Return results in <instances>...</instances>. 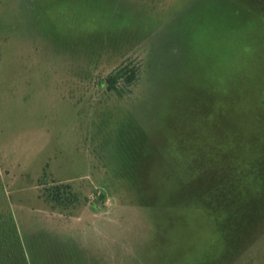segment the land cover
Returning a JSON list of instances; mask_svg holds the SVG:
<instances>
[{
    "label": "rangeland",
    "instance_id": "obj_1",
    "mask_svg": "<svg viewBox=\"0 0 264 264\" xmlns=\"http://www.w3.org/2000/svg\"><path fill=\"white\" fill-rule=\"evenodd\" d=\"M15 232L28 264H264V0H0Z\"/></svg>",
    "mask_w": 264,
    "mask_h": 264
},
{
    "label": "trees",
    "instance_id": "obj_2",
    "mask_svg": "<svg viewBox=\"0 0 264 264\" xmlns=\"http://www.w3.org/2000/svg\"><path fill=\"white\" fill-rule=\"evenodd\" d=\"M138 78V70L136 68L121 67L113 74L109 75L106 80V86L109 91H114L119 96H122L123 87H128L133 85ZM122 81V86L119 85ZM68 186H58L52 193V198L54 200H60L62 198V193L66 191L65 189ZM13 238H7L0 244L3 247L6 253L0 252V264H28L26 260L25 252L22 248L20 239L17 236V233H13ZM8 246H16L15 249L6 250Z\"/></svg>",
    "mask_w": 264,
    "mask_h": 264
}]
</instances>
